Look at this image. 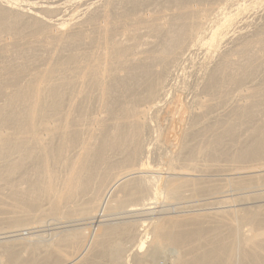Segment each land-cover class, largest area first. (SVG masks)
I'll return each instance as SVG.
<instances>
[{"label": "bare ground", "instance_id": "6f19581e", "mask_svg": "<svg viewBox=\"0 0 264 264\" xmlns=\"http://www.w3.org/2000/svg\"><path fill=\"white\" fill-rule=\"evenodd\" d=\"M110 2L115 1L22 0L21 2L19 0H0V23H6L10 19L25 21V25L32 27L33 31L35 29L42 31L47 36L51 34L50 36L56 38V41H60L74 34H82L87 25L93 27L98 19L101 18L102 20L106 15L104 10ZM259 4L260 7L255 8ZM250 7L255 9L252 8L248 11ZM85 14H89L88 17L81 19ZM261 20H264L263 0H216L208 8L197 7L192 16L189 17V21H186L187 23L185 22L186 24L182 27L173 29L169 28L171 25L167 28L164 25L160 36L162 40L164 39L163 42L158 46L155 44L150 50L144 49L136 53L124 52L120 46H116L114 49L112 43L108 46V51L101 54L103 56L92 55V59L86 64L81 61L77 62L76 59L77 61H67L54 69L51 67L52 60L46 59L49 66L42 71H37L36 74H24L23 77L26 80L23 83H19L21 76L13 75L12 78L15 83H9L0 88V101L2 102L0 105V172L6 170L7 173H10L14 166L21 163L26 157L46 154V144L55 138H64L68 134L70 135L72 130L69 127L79 120V123L74 125L77 127L73 128L75 129L73 132L76 134L82 132L94 134L98 130H104L103 127H107L113 129V133H118L117 137L120 136L119 138H124L127 135L130 138L137 136L138 139H134L138 140L135 149L128 152L126 158H128L129 153L131 156L138 153L142 159L143 154H146L145 151H149L148 145L146 144V146L139 139L144 131L156 133L154 141L157 148H170L171 141H169V135L166 134L170 127L175 128L177 126L178 131L176 130L173 136L182 138L186 133V130L184 131L185 125L189 124L191 128H195L202 122L201 120L206 119L214 100L213 91L217 84L216 73L226 71L228 67L232 66L236 60L234 54L240 52L241 43H245V38L252 34L249 27L255 28ZM68 25L71 27L67 29ZM122 31L125 30L122 29ZM259 39L260 37L256 39V42ZM122 41V39L118 41L119 45L122 44ZM43 42L44 47L41 46V48L44 50H48L53 43L51 40L45 39ZM251 43L252 41H247L246 44ZM53 47L55 46L53 45ZM195 57L197 60L194 61ZM115 59L116 66L121 67L118 70L116 67L112 68ZM188 64L195 73V77L190 81L187 78V72H190ZM69 71H74L76 76H72ZM112 80L121 81L123 90L119 92L120 95L115 96L114 106L108 110L109 117L105 119L100 114H91L92 116H83L78 119L79 117L74 114V111L80 107L88 85L93 86L97 92V97L105 98L110 94L111 86H107L106 83ZM234 91L235 93L232 94L233 96H229V99H233L237 107L243 106L246 98L251 96L250 93L242 92L237 86H234ZM216 101L218 100L216 99ZM104 120L107 123L97 126L98 130L84 127L86 123L98 124ZM166 141L167 146L164 145ZM105 145L107 146V144ZM170 155L165 157L168 159L169 167L167 166L168 171L166 170L164 185L166 194L173 196L181 189L194 185V180L187 177L186 170L187 168L193 169L195 164H189L186 169L180 167V169H176L173 165L170 166L174 157V155ZM260 158V160L255 161L254 165L247 168L249 173L241 176L234 175L229 181L227 180V186L232 184L233 189L237 192L226 195V202L208 210L205 209L206 211L202 210L203 213L201 214L198 213L182 219H171L168 215L167 217H152L157 213L150 206L152 203H146L145 200L155 199L159 192V185H155L156 178L159 177H156V173L159 170L145 169L140 171L141 175L137 176H130L131 172L122 175V173L117 174L114 171L108 175L104 174V176L92 178L85 176L80 178L81 174L72 173L65 179L63 187L61 186L64 188L63 193L57 194L56 190L51 189L50 170L45 158L41 174L47 176L48 181L46 183L43 179L45 186L43 184L44 188L41 187L44 189V193L41 195L45 200L43 204L52 206H60L61 201L63 203L73 202L74 205L67 203L69 209L82 215L84 218L81 220L85 221L82 224H89L95 231L90 234L87 231L85 233L86 229L84 231L82 229L78 231L77 235L74 234L76 239L73 240L78 243V247L83 242L82 245L86 248L88 239L93 240V243L98 247L103 246V244L107 245L105 248L103 247V250H107L108 257L120 263L124 261L122 252L125 251H123L122 243L119 240L112 241L110 245L106 243L110 241L111 235L117 233L123 236L124 240L137 241L136 247L132 243L133 248L135 247L131 253L136 259L134 264H148L149 260L147 259L156 255L164 242L178 246L181 253L184 252L183 241H181L182 235L173 232L172 228L175 226L188 227V225L195 224L198 225L199 234V231L205 227L207 228L206 232L211 233L214 242L222 244L221 248L213 255L206 254L203 257L201 254V257H192L193 261L196 260L195 264H264V157ZM136 170L135 172H137ZM143 172H150L151 174L147 175ZM116 188L122 190L129 199L133 200H128L129 204L125 205L119 200L114 207L108 206V199L114 194ZM77 205L82 207L74 209ZM117 208L122 209V212L120 217H115V219H121V221L114 222V218L105 217V210ZM48 210L42 206L36 213L38 233H48V231L51 233L52 230H55L51 226L54 225V220H58V217L53 220L45 218L44 215ZM160 210L165 209L161 208ZM129 216H147V219L139 222V224L124 221ZM58 223L63 224L65 222ZM19 224L21 223H18V226ZM24 225L21 224L20 226ZM70 227L72 226L65 224L59 228L67 229ZM13 231L15 229L0 232L2 235L0 242L10 240L15 234H8ZM88 231L91 232V229L89 228ZM48 236L50 235L48 234ZM225 238H229V242L226 243ZM222 249L224 251H220ZM45 250H53L57 253L59 251L58 240L44 244L42 249L37 245L24 247V251L29 254L36 252L40 254ZM2 251V253L11 252L7 246H4ZM84 254L85 251L78 258L81 259ZM58 255H62V253L58 252ZM147 256L149 258L146 259ZM180 259L178 256L175 262L178 263ZM0 264H2L1 260Z\"/></svg>", "mask_w": 264, "mask_h": 264}, {"label": "rangeland", "instance_id": "374dc122", "mask_svg": "<svg viewBox=\"0 0 264 264\" xmlns=\"http://www.w3.org/2000/svg\"><path fill=\"white\" fill-rule=\"evenodd\" d=\"M19 1L22 2V0ZM114 1L115 2H110L108 7L106 6L104 10L106 15L102 20L101 18L98 19L93 27L87 25V28L83 31L84 33L71 35L65 38V40H57L58 43L56 38L50 36L51 34L49 37L42 31H37L36 29L33 31L32 27H28L27 24L25 25V21L21 22V20L14 21L10 19L6 23L1 22L0 88L9 83H15L12 78L13 75L22 77L19 78V80H21L19 83L25 82L26 79L23 77L24 74H36L37 71H42L49 66L46 59L52 60L51 67L57 69L67 61L77 59V62L81 61L86 64L92 59V55L103 56L101 54L107 52L108 46L112 45V43L114 44V49L116 46H120L124 49V52L136 53L144 49L150 50L155 44L158 46L163 42L164 39L162 40L160 36L162 35L163 31L161 29L164 25L166 28L171 25L169 28L173 29L182 27V25L189 21V17L192 16V13H194L197 7L208 8V6L216 0ZM259 7L260 4L255 8ZM252 8L253 7H250L248 11L252 10ZM88 15L85 14L81 19H86ZM209 18H211V16H209ZM70 27L71 26L68 25L67 29ZM122 29L125 31H122ZM249 30H251L252 34L245 38V43H241L239 48L240 52L234 54L236 60H234L232 66L228 67L226 71L216 73L217 84L213 91V108L211 107V111L210 113L208 112L209 114H207L206 119L204 121L201 120L202 122L195 128H191L189 124L185 125L184 131L186 130V133L182 138H175L173 136V133L176 130L178 131V128H176L177 126H175V128L170 127L169 131L166 133L169 135H167L169 141H171L170 148H157L154 141L156 133L154 134L153 131H144V133L139 136V139L140 141L142 140L145 145H148L149 151H145L146 154H143L142 159L138 153L132 156L129 153L128 158H126L127 153L135 149L138 140L134 139H138L137 136H132L130 138L129 135H127L124 138H119L120 136L117 137L118 133H113V129L107 127H103L104 130L99 131L97 126L105 125V123H107L106 120L98 122V124L90 122L84 124V127L87 126L88 128H94V130L97 129V133L90 134L82 132L76 134L73 132L75 130L73 128L77 127L74 125L78 124L79 120L76 123H72L69 127L73 133L71 132L70 135L68 134L64 138H55L46 144L45 153L46 151L47 153L44 154L45 156L39 154V156L26 157L21 163L16 164L10 173H7L6 170L1 171L0 232L12 231L15 229V231L8 234H15L10 240H7V242H0V260L2 264H134L136 261L131 253L136 247L137 241L124 240L123 236L117 233L111 235V237H109L110 241L106 243L110 245L114 240L121 241L122 249L125 251L122 252V257L124 259L123 263L111 260V258L108 257L107 250H103V247L105 248L107 245L105 246L103 244V246L101 245L98 247L93 243V240L88 239L85 245L87 246L86 248L82 245L83 242L78 247V243L73 240L76 239L74 236L77 235L78 231L82 229V231H84L86 229L85 233L87 231L90 234L95 231L89 224H82L85 222L81 220L84 218L82 215L76 212L74 213L69 209V205H74L73 202H67L69 203L68 205L66 202L63 203V201H61V207L43 204V201H45L42 198L44 193L43 188L45 186L44 183L48 181L47 176L41 174L45 158L50 170L51 189L54 191L56 190L57 194L63 193L64 188H61V186L63 187L65 179L72 173L81 174L80 178H84V176L86 178H92L95 176H104V174L108 175L114 171L117 174L122 173V175L131 172L132 174H130V176H137L141 175L140 171L145 169L159 170V172L156 173V177H159H155V185H159V192L156 198L150 199L151 201L144 199L146 203H152L150 206H152L154 212L157 213L152 216L154 218L167 217L168 215L171 219H182L188 216H194L198 213L201 214L203 211H206L205 209L208 210L209 208L226 202V195H231V192H237V190L233 189L232 184H228L227 186V180L229 181L231 176L234 175L241 176L249 173L247 168L254 165L255 161L262 159L260 157H264V20H261L260 24H257L255 28L252 26L249 27ZM173 31L175 32V30ZM121 36L124 37L122 38ZM258 37H260V39L256 42ZM43 39L53 42L48 50L41 48L44 43ZM121 39L123 41L121 42L122 44L119 45L120 43H118V41H121ZM247 41H252V43L246 44ZM53 45L55 47H53ZM195 59L197 60L196 57L193 60L195 61ZM116 64L117 62L115 59V64L112 65V68L116 67V70L121 68L119 65L116 66ZM188 70L191 72H187V78H189L188 81H190L195 77V73L190 65ZM69 73L72 76H76L74 71H69ZM106 84L107 86H111L110 94L105 96V98L97 97V92H95L93 86L88 85L87 92L82 97L80 107L74 111V114L79 117L78 119L91 114H100L105 119L109 117L108 110L114 106L115 96L120 95L119 92H121L123 88L121 81L112 80ZM234 86H237L242 92L244 91L251 94V96L246 98L243 106L237 107L233 99H229V96L235 93ZM223 91H226V93ZM216 99L218 101H216ZM1 104L2 102L0 101V105ZM54 122L56 121L54 120ZM104 143L107 144V146ZM166 143L167 141L164 145L167 146ZM59 151L61 152L59 153ZM169 154L172 156L174 155L170 166L173 165L176 169H186L189 164H195L193 168L195 170L192 168H187L186 170L187 177L194 180V185L181 189L180 192L173 196L166 194L164 185L168 166V159H165V157H169ZM140 160L143 162L141 163ZM135 169H137V172H135ZM143 174L150 175L151 173L143 172ZM124 194L122 190L116 188L114 194L108 199V206L114 207L119 200L122 201L124 205L129 204L128 200L132 201L133 199H129L128 196ZM123 197H125V199H123ZM42 206L49 209L44 215L45 218L53 220L58 217V220H54V225L51 226L55 228L51 233L49 231L48 233L37 232L38 228L36 227V223L38 222V218L35 216ZM81 207L82 206L77 205L74 209ZM161 208L165 210H160ZM104 212L106 218L115 219V217H120L122 209H108ZM146 219L147 216H129L123 220L139 224V222ZM67 221L68 223H66ZM115 221H121V219H115L114 222ZM58 222L65 223L62 224ZM18 223L22 225L26 224L27 226H20L21 224L18 226ZM65 224L71 225L72 227L67 229L59 228ZM192 225H188V227L175 226L172 228L173 232L182 235L181 241H183L182 248L184 252L181 253V249L178 248V246L164 242L162 248L160 247V251L156 255L150 257L151 259L149 256L146 257V259L149 258L147 259L149 260L148 264H195L196 260L193 261L192 257H201V254L203 257L206 254L213 255L221 248L222 244H216V242H214L211 238V233L206 232L207 228L203 227L201 229L202 231H199V234L197 230L198 225ZM88 227L91 229V232L88 231ZM48 234L50 236H48ZM56 239L58 240V252H61L62 255H58V252L56 253L53 250H45L40 254L38 252L29 254L24 251V247L28 248L33 245H37L42 249L44 244L51 241L53 242ZM224 241L226 243L227 241L229 242V238H225ZM132 243L135 246L134 248ZM22 245L26 246L23 247ZM4 246L9 247L11 252L2 253ZM84 251L85 254L79 259L80 254H83ZM220 251H224V249ZM178 256H180L181 259L176 263L175 260Z\"/></svg>", "mask_w": 264, "mask_h": 264}]
</instances>
